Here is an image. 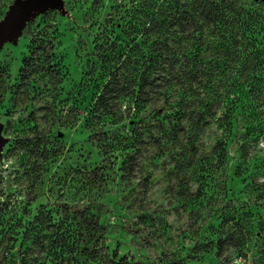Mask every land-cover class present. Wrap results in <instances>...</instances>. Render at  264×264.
<instances>
[{
	"label": "rangeland",
	"instance_id": "obj_1",
	"mask_svg": "<svg viewBox=\"0 0 264 264\" xmlns=\"http://www.w3.org/2000/svg\"><path fill=\"white\" fill-rule=\"evenodd\" d=\"M136 5L0 0V26L26 7L0 43V264H264V137L241 104L226 159L223 125L182 117L180 95L143 127L92 112L98 47L130 42Z\"/></svg>",
	"mask_w": 264,
	"mask_h": 264
},
{
	"label": "trees",
	"instance_id": "obj_2",
	"mask_svg": "<svg viewBox=\"0 0 264 264\" xmlns=\"http://www.w3.org/2000/svg\"><path fill=\"white\" fill-rule=\"evenodd\" d=\"M135 1V23L124 33L130 42L120 45L109 37L98 47L107 81L93 114L111 115L112 125L127 116L130 125L143 127L150 106L180 95L176 108L182 117L193 113L198 126L215 119L225 128L226 139L214 148L222 158L239 104L264 137V0ZM251 134L242 141L255 138ZM132 141L120 136L116 143L130 149ZM60 238L58 232L50 235V241Z\"/></svg>",
	"mask_w": 264,
	"mask_h": 264
},
{
	"label": "water",
	"instance_id": "obj_3",
	"mask_svg": "<svg viewBox=\"0 0 264 264\" xmlns=\"http://www.w3.org/2000/svg\"><path fill=\"white\" fill-rule=\"evenodd\" d=\"M26 7H16L12 10L8 20L0 26V43H2L6 37L10 34L11 30L16 26L17 16L25 9Z\"/></svg>",
	"mask_w": 264,
	"mask_h": 264
}]
</instances>
